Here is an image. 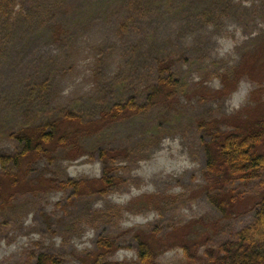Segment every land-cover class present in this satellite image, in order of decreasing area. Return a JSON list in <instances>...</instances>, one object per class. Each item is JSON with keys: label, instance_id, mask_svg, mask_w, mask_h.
<instances>
[{"label": "rangeland", "instance_id": "1", "mask_svg": "<svg viewBox=\"0 0 264 264\" xmlns=\"http://www.w3.org/2000/svg\"><path fill=\"white\" fill-rule=\"evenodd\" d=\"M122 1L0 0V157L19 151L12 134L64 112L94 120L130 97L139 107L96 122L26 177L7 164L17 190L0 165V264L39 254L81 264L100 237L115 246L105 259L140 264L139 236L151 264H184L185 248L200 255L254 217L264 172L229 186L238 215L221 216L207 198L203 140L264 117V0H140L133 13ZM163 65L174 89L148 100ZM44 79L46 96L28 87L32 99L12 105L27 80ZM105 169L110 185L98 184Z\"/></svg>", "mask_w": 264, "mask_h": 264}, {"label": "trees", "instance_id": "2", "mask_svg": "<svg viewBox=\"0 0 264 264\" xmlns=\"http://www.w3.org/2000/svg\"><path fill=\"white\" fill-rule=\"evenodd\" d=\"M140 0H123L122 4L127 13L136 11ZM124 25V24H123ZM126 25V24H125ZM8 26H4L5 30ZM8 37H10L8 35ZM6 37V38H8ZM3 55V53H0ZM165 68L157 78L155 85L150 88L146 98L164 94L170 95L174 89L170 68ZM162 67V66H161ZM28 87H35V95L41 93L44 97L50 90L48 79L35 82L27 80L20 91L17 90L12 105L18 110L24 106L25 101L32 99ZM31 88L30 90H33ZM167 96V95H166ZM131 97L126 102H116L110 105L103 114L94 120H84L83 114L64 112L60 118L43 122L37 126L32 125L21 132L11 135L20 144L19 151L14 155L0 157V165L6 179L17 190L20 182L19 176L10 175L4 169L11 163L17 171L24 169L25 177L32 170V164L39 158L52 157V153L60 149H67L71 143L77 141L95 130L96 122L105 124L114 123L125 114V109L133 112L139 107L132 104ZM22 106L20 107V103ZM101 114V113H100ZM77 138V139H76ZM80 147V146H78ZM205 151V177L207 183L208 200L210 204L225 218L238 215L236 205L242 197L240 193L229 187L236 181H250L257 179L264 172V117L248 118L233 126L229 131H214L203 140ZM105 166L109 167L108 151L100 150ZM22 173V174H23ZM112 172L104 170L98 184L110 185L113 180ZM0 173V200L6 193L1 191L2 181ZM21 174V175H22ZM3 180V179H2ZM69 182V180H68ZM21 183V182H20ZM29 187L32 183H26ZM72 185L71 183H69ZM40 186L42 185L39 184ZM250 210L253 211L252 221L239 229L232 240H227L214 248H206L200 255L184 250V264H264V193L259 194ZM140 264H151L150 258L154 249L143 237L137 238ZM115 246L108 238L100 237L96 242L95 252L87 253L81 264H125L108 261L106 255L113 251ZM59 258L46 254L36 256L35 264H59Z\"/></svg>", "mask_w": 264, "mask_h": 264}]
</instances>
